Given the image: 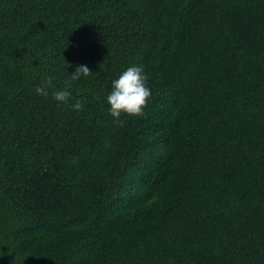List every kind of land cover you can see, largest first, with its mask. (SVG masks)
Listing matches in <instances>:
<instances>
[{
	"label": "trees",
	"instance_id": "trees-1",
	"mask_svg": "<svg viewBox=\"0 0 264 264\" xmlns=\"http://www.w3.org/2000/svg\"><path fill=\"white\" fill-rule=\"evenodd\" d=\"M0 264H264V0H0Z\"/></svg>",
	"mask_w": 264,
	"mask_h": 264
},
{
	"label": "clouds",
	"instance_id": "clouds-1",
	"mask_svg": "<svg viewBox=\"0 0 264 264\" xmlns=\"http://www.w3.org/2000/svg\"><path fill=\"white\" fill-rule=\"evenodd\" d=\"M93 72L86 66H77L75 72L70 74V82L78 81L82 77H88ZM148 77L144 72L143 65H132L124 70L111 84V92L108 94L106 102L108 104V114L114 121H120L121 115L129 117H140L144 115V108L147 106L151 96V89L147 86ZM69 82V88L71 86ZM52 79L48 77L41 86L36 87L37 95L47 96V89L51 86ZM69 88H65L53 93L52 98L58 104H67L71 97ZM70 107L79 112L83 109V103L76 100Z\"/></svg>",
	"mask_w": 264,
	"mask_h": 264
}]
</instances>
